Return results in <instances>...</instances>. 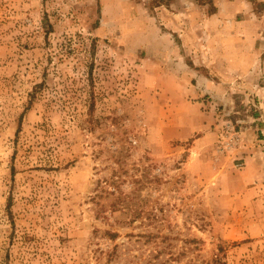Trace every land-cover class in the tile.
<instances>
[{
    "label": "rangeland",
    "instance_id": "rangeland-1",
    "mask_svg": "<svg viewBox=\"0 0 264 264\" xmlns=\"http://www.w3.org/2000/svg\"><path fill=\"white\" fill-rule=\"evenodd\" d=\"M177 64L226 104L178 99L204 84ZM239 89L264 90V0H0V264H264Z\"/></svg>",
    "mask_w": 264,
    "mask_h": 264
},
{
    "label": "crops",
    "instance_id": "crops-1",
    "mask_svg": "<svg viewBox=\"0 0 264 264\" xmlns=\"http://www.w3.org/2000/svg\"><path fill=\"white\" fill-rule=\"evenodd\" d=\"M173 60V59H171ZM175 61V60H173ZM180 65V69H183V71L185 72L186 76L189 75L190 78H197V82L198 84H204V86H200L199 88L194 87L193 89H173L175 90V95L177 96L178 99H181L182 96L185 97L187 96V94H192V96H194L195 98H199L200 96H203L204 94H209L211 96L217 97L218 98V103L220 105H225L226 104V94H228V89L223 87L222 81L220 84L216 85V82L213 80H209V78L200 70V71H196L195 69H190V68H184V65L181 64H177ZM178 67V66H177ZM241 66L239 65V68ZM179 69V68H178ZM180 70H178V72L176 73H172L171 77H177L179 79V81H181L182 78H180V76H178ZM198 72L200 75H198ZM174 78V79H175ZM221 79V77H220ZM183 81H187V78L185 77L184 79H182ZM207 81V82H206ZM166 93V91H164ZM174 92V91H173ZM184 93V95H183ZM243 93L244 97L248 98V96H263L264 95V90L263 89H239V94ZM254 97V98H255ZM246 98V99H247ZM244 105L243 103H239V109H241V106ZM226 107V106H224ZM246 108V107H245ZM245 109L241 110L242 112ZM245 118V117H244ZM250 117L246 116V119L242 120V127L245 130L246 134L251 133V128L250 126L253 124L251 123V121H254V119L250 118ZM244 133V134H245Z\"/></svg>",
    "mask_w": 264,
    "mask_h": 264
}]
</instances>
